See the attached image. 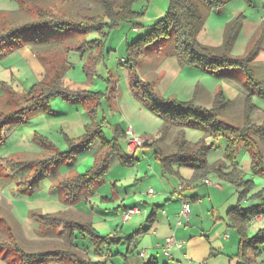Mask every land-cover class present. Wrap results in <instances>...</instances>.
<instances>
[{
    "label": "rangeland",
    "instance_id": "374dc122",
    "mask_svg": "<svg viewBox=\"0 0 264 264\" xmlns=\"http://www.w3.org/2000/svg\"><path fill=\"white\" fill-rule=\"evenodd\" d=\"M39 1H42V10L50 13V16L44 19H64L86 25L97 24L103 16L95 0ZM115 1L117 7L121 8L123 0ZM224 2L218 11L208 10L201 1L199 2L204 28L198 40L213 53L221 55L231 31L239 27L229 56L232 59H244L250 55L248 64L253 71L255 87L248 83V76L237 68H224L211 73L197 68L181 67L176 58L174 31H171L168 37L147 47L134 67L128 54V46L147 37L167 16L169 0L136 3L133 6V19L122 20L112 29L105 28L87 34L59 33L54 29H42L34 35L28 34L25 38L22 36L27 40L23 44L30 43V46L25 45L23 49L10 55L7 52L0 54L1 112H17L27 100L38 95L41 88H37L33 94V85L40 83L44 76H37L38 65L33 53L48 60L46 53L58 45L63 50H69L68 61L71 66L59 73V82L63 87L74 90L84 88L86 91H99L104 95L100 109L102 117L96 120L106 124L103 132L108 141L112 140V131L108 125L118 123L123 128L131 124L135 128V135L138 136L134 137L145 142L135 150L130 149L131 152L127 149L126 142L119 145L112 141L103 143L99 138L93 139L89 148L79 142L72 144V147L61 142L64 141L62 130L67 128V122L74 125L91 123L83 104L78 103L81 101L71 104L66 102L62 95L51 98L45 108L25 114L23 119L14 115L3 125L1 123L0 264H24L26 261H30L29 264H58L52 261L53 256L50 255L45 259L28 256L57 251L61 246L59 243L65 238L67 229L63 225L70 219L71 206L65 198L62 199L64 187L57 183L60 181L62 184L73 168L67 158L50 159L56 155L72 152L73 159H76V168L81 170L79 174L91 170L90 160L94 159L93 155H125L130 160L135 156V161L126 164L117 156L112 157L110 168L107 169L108 174L95 182L94 194L91 197V201L95 203H99L100 198H116L118 193L113 188L115 182L125 178L130 180L135 174H139L138 181H123L124 187H120L119 191L124 195L130 194L139 185L141 196L142 193L146 194L148 186L151 185L150 188H153L155 194L158 193L162 187L161 180L157 178L160 177L161 162L155 155L161 153L185 154L190 157L205 147V157L204 153L196 155L200 160L206 159L210 165L227 160L225 157L228 155V145L224 137L216 138L203 129L182 125H173L164 135L163 129L167 121L152 109L150 100L145 98L147 85L167 100L192 103L207 110L213 108L215 98L222 94L227 104L218 112V117L235 128L244 127L246 98L254 93L252 102L257 112L251 116V121L258 126L264 123V0ZM21 4L19 0H0V12H6L5 18L0 17V34L7 29L43 20L37 10L36 13H21ZM26 4L35 5V2L26 0ZM237 24L240 26H236ZM10 44H14V41L7 46ZM97 53L99 56L93 58L92 55ZM259 90L263 93L260 94ZM139 105L143 107L140 108ZM82 130L72 126L66 132L70 136H76ZM46 131L52 133H45ZM39 135L47 136L53 144L43 143ZM262 154L264 155V149ZM235 155L240 175H245L246 180H254L258 184L259 179L256 177H259L257 174L260 171L255 175L252 152L241 145ZM46 160L48 161L44 162ZM153 169L156 175L152 172ZM145 174L148 175L146 180L143 179ZM193 175L194 171L187 176L192 178ZM210 179L214 183L217 182L216 184L223 183L215 174H211ZM164 181L171 186L179 182L173 178H164ZM119 184L120 182L117 186ZM259 188L258 184L252 192H257ZM229 189L237 191L234 186ZM198 190L205 194L216 191L210 190L206 185H201ZM238 202L237 196L233 207L237 206ZM261 203L262 200L253 205ZM82 205L84 206V203ZM78 209L82 210L81 207ZM256 228L257 225L250 226V236L258 233L259 229ZM76 235L78 239H83L78 231ZM87 245L90 246L91 243ZM126 250L127 246L122 244L112 248L111 252L116 255L118 252L123 254Z\"/></svg>",
    "mask_w": 264,
    "mask_h": 264
},
{
    "label": "crops",
    "instance_id": "0c3cea01",
    "mask_svg": "<svg viewBox=\"0 0 264 264\" xmlns=\"http://www.w3.org/2000/svg\"><path fill=\"white\" fill-rule=\"evenodd\" d=\"M19 1L22 2L20 5L21 13H36V10L39 13V11L42 10V1L34 0L35 5H27L26 0ZM5 13V11L0 12L1 19L5 18ZM1 19L0 22L2 21ZM25 45L30 46L31 44H22L12 50H9L7 53L10 55L14 53V51L23 49ZM52 49V51L46 53L48 58L47 62L52 64L58 63L60 67L59 71L63 73L65 69L71 67L68 61L69 50H66V48L63 50V48H60L58 45L53 46ZM33 56L38 65L37 76H44L43 80L38 83L41 84L46 79L48 74L46 62L43 57L38 56L35 53H33ZM98 56V53L92 55L93 58H97ZM85 69L88 72V67ZM36 85H33V88ZM83 90L85 89L83 88ZM88 92L91 93V96L85 101L78 102V100L75 101L64 98L66 102L71 104H75L77 102L79 104L82 103L85 113L88 115L89 119H91V123L74 125V123L67 122L65 124L67 128H63L62 130V138L64 141L61 142L70 144V147H72V144H75L76 142L81 144L89 133L99 127L101 130L98 138L101 141L105 140L109 143L112 141V143L116 142L117 145L126 142L127 149L131 152L129 148V140L131 137L136 136L135 128L131 124H128L126 128L121 127V124L118 123L116 125H108L112 131V140L108 141L106 134L103 132V128H105L104 126H106V124H104V122L101 123L102 121L100 120H96L102 117L100 116V109L102 108L104 95L100 94L99 91ZM49 103L50 102L46 105ZM46 105H44L43 108H45ZM139 106L140 108L143 107L142 105ZM41 109L42 108L38 110ZM90 111L94 113L93 115L96 116V119H93V115L90 114ZM255 111L257 112V110ZM0 113L3 117L9 118L10 116H14L11 114L14 112L6 114L0 111ZM17 116L22 119L26 117V115ZM102 119L103 121L105 120L104 118ZM72 126H76L83 130L76 136H70L66 130L69 131ZM47 132L52 133L51 131H46L45 133ZM39 138H41L43 143L53 144L52 141L45 135H39ZM0 141H2V139ZM93 156L94 159L90 160L92 168L84 174H79L81 170L76 168V159H73L72 152H69L67 155L62 157L64 159L67 158V160L71 162V167L73 168L67 174V177L64 179L62 184L60 181L57 183L58 185H62L64 187V195L62 199L64 200L65 198V201L71 206V216L70 219L66 220L63 225V227L67 230L65 238L59 243L61 246L57 250H63L74 254L75 256L84 258L93 264H264V245L260 247L258 256L256 255L251 257L252 261L242 260L239 257L241 237L238 230L234 228L228 220V212L236 207H233V205L235 204L237 196L239 198L237 205H240L243 208H245L244 206H248L246 208H249L251 207L250 205L260 203V200L255 199L254 197L259 194L264 197L263 168L258 170L260 171L259 173H255V175L258 173L257 175L259 177H255L259 179L258 184L260 188L257 192H252L258 184H256L254 180H246L245 175H240L236 159H230V161L229 158L225 157V159H227L225 162L219 161L213 165H210L205 159L209 173L201 180L195 181V175H193L192 178L191 176H187L188 173H192V171H194L195 174V170L190 167V165L173 164L170 167V172L168 171V174H165L162 166V159L171 155H155L161 162L159 172L160 177L157 176V178L161 180L162 187L158 193L153 196L148 195V189L151 185L148 186L146 194L142 193L141 196L139 195V191L141 190L139 185L135 187L130 194L125 193L124 195L122 191H119L120 187H124L123 181H138L139 174H135L132 175L133 177L130 178V180L125 178V180L115 182L113 188L118 193L116 198H100L99 203H95L91 201V197H93L94 194L95 182L104 178L108 173L103 175L101 178L94 180L90 186L76 190V196L75 189L71 190L70 188H66L65 184L79 175H86L90 173L107 156L109 159V168L113 156H117L123 164L124 162L122 161L121 156H127ZM143 156L146 158L148 157V155ZM55 157H58V155ZM128 158L129 157L126 159ZM48 160L44 162H47ZM87 160L88 158H86V161ZM135 160L136 158L133 155L131 160L130 158L128 159V162L131 163V161ZM152 172L156 175L154 169ZM211 174H215L223 183L216 184L217 182H212L210 179ZM230 174L233 176V181L230 179L231 177L227 178ZM147 177L148 175L145 174V178L143 179L146 180ZM164 178L178 179L179 182L177 185L171 186V184H167L164 181ZM206 180L210 181L211 184H206ZM239 181L253 183V187L243 201H241L243 188L239 186ZM119 182L121 185L119 184V186H117V183ZM183 184L185 187L181 189ZM201 185H206L210 188V190L216 191H210L205 194L204 192L198 190ZM230 186H234L237 191H231V189H229ZM96 197L98 199V196ZM83 203L84 206L82 205ZM185 203L189 205L188 218L182 215ZM79 207H81L82 210H79ZM135 208L138 209V213L132 215L130 219L125 220L124 215L126 211ZM79 224L86 226V229L83 230L82 228H77ZM252 225H257L256 229H259L258 232L263 230L264 214L257 216L248 222L246 232L249 238L256 235L250 236V226ZM256 229L254 231H256ZM77 231L83 236V239L77 238ZM93 232L96 233L98 237L105 239L106 242L98 245L93 244L90 241V235L92 236ZM70 236L76 239L74 244L75 247L70 245L68 242ZM169 238H173L175 243L170 248V255L168 256L164 253V250L167 245V239ZM80 241H82V243H79ZM89 242L91 243L90 246L87 245ZM122 244L127 246L126 252L123 254L122 252H118L114 255L111 252V249ZM143 252H145L144 256L141 255ZM52 261L58 264H74L70 259H65L64 257H53Z\"/></svg>",
    "mask_w": 264,
    "mask_h": 264
},
{
    "label": "trees",
    "instance_id": "16d2710c",
    "mask_svg": "<svg viewBox=\"0 0 264 264\" xmlns=\"http://www.w3.org/2000/svg\"><path fill=\"white\" fill-rule=\"evenodd\" d=\"M102 11V18L99 22L90 23L86 25H81L79 23H73L69 21L45 18L50 16L48 11L41 10L38 15L43 17V20L35 22L32 24L19 26L12 28L10 30H5L0 34V54L8 52L13 48L22 45L27 40L23 39L26 35H34L42 29H54L59 33H75V34H87L91 31H101L102 29L109 28L112 29L118 25V22L122 20H132L135 15L133 12V6L141 1L150 0H123V5L121 8L117 7L115 0H95ZM170 7L167 16L161 20L150 32L147 37L139 39L132 46H128V54L130 60L134 63V67L137 65L139 58L143 55L144 50L155 44L158 40L166 38L169 36L171 31H174L175 47H176V58L181 67H192L202 70L204 72L214 73L218 70L224 68H237L242 70L248 76V83L252 86H256L255 78L253 76V71L251 66H249L250 55L244 59H232L229 56L232 50L233 42L236 38V32L239 31L237 27L235 30L231 31L230 36L224 44V52L221 55L213 53L209 48L200 44L198 36L204 28V20L200 11L199 2L201 1L208 10L218 11L224 5V0H169ZM49 13V14H48ZM240 26V25H236ZM23 36V38H22ZM14 41V44L8 43ZM45 59L47 67V77L46 79L36 86H34L32 93L34 94L37 88H41L38 95L33 96L31 99L27 100L26 103L20 107L17 112L12 113V115H21L34 112L40 108H43L51 98L58 95H62L66 99L85 101L90 98L91 93L86 90L81 89H68L63 87L59 82V64H52L47 62ZM127 62V61H126ZM133 68V67H131ZM262 94V90H259ZM251 93L246 98L245 106V124L243 128H235L218 117V112L225 108L227 101L222 94H218L214 100V106L211 110L203 109L201 107L195 106L192 103H182L176 100H167L159 95H157L150 85L145 88V98L150 100V105L152 109L157 112L160 116L166 119L167 123L163 129L164 135L172 128L173 125L182 126H194L198 129H203L207 134L213 137H224L227 140V158L235 160L236 152L241 145L246 146L251 152L253 157V170L255 173L258 169L264 167V155L262 151L264 149V123L262 125H255L251 121V116L255 113L256 107L252 102ZM90 114H94L90 111ZM96 116L93 115V119ZM4 119V120H3ZM8 117L1 116L0 113V124L4 122ZM3 120V122H2ZM1 128V127H0ZM100 128L94 129L89 133L84 140L82 145L89 147L92 140L98 138L100 135ZM118 130V129H117ZM106 143L105 140H102ZM118 150V149H117ZM160 152V151H159ZM206 148L199 150L198 154L192 155L190 157L185 156V154H175L167 158L162 159V166L165 174L170 172V167L173 164L190 165L195 170V181H199L204 178L209 171L207 170L206 160H200L196 155H201L204 153ZM161 153V152H160ZM162 155V153L160 154ZM64 155H58V157H63ZM58 157H54L58 158ZM124 164L129 163L128 159L121 156ZM109 164L108 156L97 165L90 173L86 175H79L75 179H71L65 184L66 188L71 190L75 189V196L77 191L83 187H88L92 182L98 178H101L107 173ZM231 177V178H230ZM227 178L232 179L233 176L230 174ZM239 186L243 188L241 193V201H243L247 194H249L253 183L239 181ZM255 199L262 200L259 205H252L249 208H243L237 205L235 208L228 212V220L236 228L240 234V246H239V257L242 260L252 261L253 256H258L260 247L264 245V229L260 230L258 234L254 237L249 238L247 236L246 227L249 221L257 216L264 214V197L259 194L254 197ZM75 226V225H74ZM77 228L86 229V226L79 224ZM90 241L95 244H102L106 242L105 239L98 237L96 233L90 235ZM75 238L69 237L68 242L70 245L75 247ZM129 240V238H128ZM114 242V241H111ZM58 257H68L74 264H93L89 261L75 256L74 254L65 252L63 250H57L48 253L32 254L28 255L35 259H45L47 256ZM30 261L24 262V264H29ZM102 264V263H96Z\"/></svg>",
    "mask_w": 264,
    "mask_h": 264
},
{
    "label": "built area",
    "instance_id": "2783aa9c",
    "mask_svg": "<svg viewBox=\"0 0 264 264\" xmlns=\"http://www.w3.org/2000/svg\"><path fill=\"white\" fill-rule=\"evenodd\" d=\"M144 144H145V142H143V140L139 139V138H135L134 137L133 139L129 140V148L132 149V150H135L138 146H142ZM205 183L208 184V185L211 184L210 181H208V180H206ZM184 187H185V185L183 184L181 189H183ZM154 194H155L154 190L152 188H149L148 189V195L153 196ZM136 213H138V209H136V208L126 211V213L124 215L125 220L130 219L132 217V215H134ZM188 214H189V205L187 203H185L183 211H182V215L185 216L186 218H188ZM174 243H175V240L173 238L167 239V245H166V248L164 250V253L166 255H168V256L170 255L169 254L170 253V248L172 247V245H174ZM141 255L144 256L145 252H143Z\"/></svg>",
    "mask_w": 264,
    "mask_h": 264
}]
</instances>
